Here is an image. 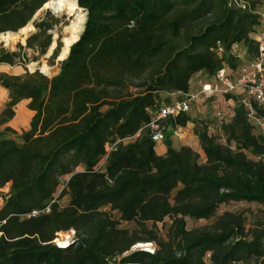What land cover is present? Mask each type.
Returning <instances> with one entry per match:
<instances>
[{
    "label": "trees",
    "instance_id": "16d2710c",
    "mask_svg": "<svg viewBox=\"0 0 264 264\" xmlns=\"http://www.w3.org/2000/svg\"><path fill=\"white\" fill-rule=\"evenodd\" d=\"M48 1L0 0V34L25 27ZM245 1L249 10L228 0H77L87 19L58 74L0 72L8 98L0 110V189L9 185L1 195L0 264H264V216H216L230 202L264 214V135L253 132L239 97L225 96L232 115L215 132L189 113L161 122L193 124L204 161L166 138L157 154L149 127L173 96L189 93L197 73L211 80L246 65L234 46L248 62L256 57L252 33L264 0ZM34 26L25 46L0 52V64L15 65L25 48L47 50L53 22ZM22 100L33 115L16 141L3 134H15L6 124ZM253 105L264 117V105ZM211 218L187 229V219ZM70 230L71 242L57 246V235ZM140 243L154 252L130 251Z\"/></svg>",
    "mask_w": 264,
    "mask_h": 264
},
{
    "label": "rangeland",
    "instance_id": "374dc122",
    "mask_svg": "<svg viewBox=\"0 0 264 264\" xmlns=\"http://www.w3.org/2000/svg\"><path fill=\"white\" fill-rule=\"evenodd\" d=\"M44 6L33 16L32 20L27 24V25H32L33 29L27 31V33L23 36V40H18L17 42L13 43L10 46L4 43H0V52L18 51L19 45L25 46L27 38L37 31L34 24L42 19L47 20L48 22H53V27L47 31V34H50L51 36L50 44L47 50L44 53H41L39 49L25 48L21 50L20 58L16 59L15 65L10 66L7 64H0V72L7 73L9 75H20L23 74L25 70H28L29 72H34L37 70L43 75L47 76L48 78H51L52 76L58 74L60 70V63L63 60H65L69 54L68 51L67 55L65 56L62 55V49H63V39L67 37V32L65 31V28L69 24L70 18L64 12L61 14H55L51 9L45 8ZM80 9H81V16L85 18V22H86L87 19L86 11L83 8ZM47 12L49 13L47 14ZM58 44H60L61 47L59 49L56 58L53 60L52 54L56 49V47L58 46ZM243 50L245 49L241 45L234 46V53L241 56L240 58L242 59V62L245 63L246 66H248L250 62H248L249 60L248 57L245 55V53L242 54ZM32 64H34V66H32ZM44 65L49 67L48 74L43 73L41 70L42 66ZM234 73H236V71ZM207 81H210V79H208V77L203 73H197L196 75H194L189 80V94H193V95L196 94L200 89L201 84ZM165 98H166L165 95L161 94V100H165ZM181 98L183 99L185 98V96ZM172 99L180 100L179 97L177 96H173ZM7 100L8 98L6 97L4 99V102L0 104V110L4 108ZM2 101L3 100L0 99V102ZM22 104L24 103L22 102ZM233 106L234 103L227 104V100L225 99V96L216 95L210 98H205L201 95H198L191 102L190 110L188 113L192 118L206 122L209 125V128H211V131L210 130L209 131L212 132V128H215L216 125L215 113L217 111L225 112L226 120L228 121L232 115ZM18 107L19 105L15 107L16 115L14 116V118L6 124V126L10 127L12 130L15 131V134L10 132H5L3 134V136L14 138L16 141H19V135L23 131L29 129V122L32 117L31 114L29 116L27 114H24L26 113V111L24 109L22 110L21 107H19L20 108L19 115L24 114L25 117L24 119L19 118V120H15L16 119L15 117L17 116ZM24 107L25 109H27L26 106ZM250 122L254 127L253 132L255 134L261 133L264 135V119L260 123H257L255 121H250ZM3 128L4 127H0V132L3 130ZM192 128H193V124L191 123L187 124L186 127H182V128L177 127L175 129L166 126L165 138L167 140H170L172 146L175 148H178L180 146H189L190 148L198 152L200 154L201 160L204 161L205 157L199 147L197 138L194 136L192 132ZM221 142L225 143L224 139H222ZM164 148H165L164 141H160L157 143L156 151L158 154H162ZM8 191H9V185L0 189V196L6 195ZM2 202L3 201H1L0 198V206L2 205ZM67 203H68L67 197L62 198L59 201V205L61 207L67 205ZM224 211L241 212L242 214H244V216L249 218V220L263 218L264 216L260 206L256 204H248L244 202H230L226 205H221L216 211V216L222 214ZM214 219L215 218H211L210 220H198V221H192L190 219H187V229L201 228L203 226L210 225ZM123 226L129 229H132L133 227L125 224ZM158 228L160 229L161 235H164V231L163 229H161L160 224L158 225ZM73 234L74 233L72 230L68 232L59 233L57 235V239L55 240V242L59 244V241L67 239L69 244L73 238ZM148 247L149 249L155 248L153 244H151V246L149 245ZM136 249H141L139 247V244L135 245L130 251H134Z\"/></svg>",
    "mask_w": 264,
    "mask_h": 264
},
{
    "label": "built area",
    "instance_id": "2783aa9c",
    "mask_svg": "<svg viewBox=\"0 0 264 264\" xmlns=\"http://www.w3.org/2000/svg\"><path fill=\"white\" fill-rule=\"evenodd\" d=\"M228 6L240 9L249 10V4L245 0H228ZM259 16V25L252 33L253 39L258 44L256 57L249 63L236 71H229L227 68L220 69L212 78L213 81H207L201 84L200 89L196 94H187L185 98L176 100L172 104L164 106L153 118L149 124L151 130V139L154 142H160L165 139L166 126L161 122L168 117H176L181 113H188L191 102L196 96L201 95L205 98H210L216 95L226 96L232 94L239 97V103L245 108L246 115L249 121L260 123L264 117L257 116L253 102L259 106L264 105V4L260 5L256 10ZM234 51V47H233ZM217 54L221 55L222 48L218 46ZM235 74V75H234ZM228 103H233L232 99L227 100ZM216 125L212 128V132L220 130V127L226 120V113L217 111L215 113ZM211 131V128H209ZM113 146H106V151L109 152ZM1 201H3L0 196ZM37 212H33V215ZM57 246H62L55 242ZM151 246V244H149ZM150 253L154 249L149 247H140Z\"/></svg>",
    "mask_w": 264,
    "mask_h": 264
},
{
    "label": "bare ground",
    "instance_id": "6f19581e",
    "mask_svg": "<svg viewBox=\"0 0 264 264\" xmlns=\"http://www.w3.org/2000/svg\"><path fill=\"white\" fill-rule=\"evenodd\" d=\"M45 8L51 9L55 14L66 13L69 16V24L65 28L67 32V37L63 39V49L62 55H67L70 46L75 43L84 29V22L85 18L81 16V9L77 4L76 0H49L45 6ZM32 25H27L17 32H6L0 34V43H4L8 46L12 45L13 43L17 42L18 40H23V36L27 33L28 30H32ZM34 66V64H32ZM42 72L48 74L49 67L44 65L41 68ZM20 108L18 107L17 116L15 120L24 119V114L19 115ZM24 112V111H23ZM58 242V240H57ZM59 244L62 246L68 245V240H61ZM148 244H139V247H148Z\"/></svg>",
    "mask_w": 264,
    "mask_h": 264
},
{
    "label": "crops",
    "instance_id": "0c3cea01",
    "mask_svg": "<svg viewBox=\"0 0 264 264\" xmlns=\"http://www.w3.org/2000/svg\"><path fill=\"white\" fill-rule=\"evenodd\" d=\"M243 53H245V50H243V52H242V54ZM239 56V55H238ZM239 57H241V56H239ZM210 81H213V79L212 80H210ZM7 97V91L4 89V88H2V87H0V99L1 100H3L2 102H0V104H2L3 102H4V99ZM22 102L24 103V104H22ZM27 103H28V100H22L20 103H18L16 106H18L19 105V107H21V109L23 110H25L26 111V114L29 116L30 114H31V116L33 115V112L32 111H30V110H27V109H25V107L24 106H26L27 105ZM15 115H16V111H15ZM157 152V151H156ZM164 152H165V148H164V151H163V153L162 154H164ZM158 154V153H157ZM162 154H159V155H162Z\"/></svg>",
    "mask_w": 264,
    "mask_h": 264
},
{
    "label": "water",
    "instance_id": "95a60500",
    "mask_svg": "<svg viewBox=\"0 0 264 264\" xmlns=\"http://www.w3.org/2000/svg\"><path fill=\"white\" fill-rule=\"evenodd\" d=\"M76 1H77V0H76ZM86 15H87V13H86ZM83 30H84V29H83ZM78 40H79V38H78ZM78 40H77V41H78ZM77 41H76V42H77ZM145 251H146V250H145Z\"/></svg>",
    "mask_w": 264,
    "mask_h": 264
}]
</instances>
